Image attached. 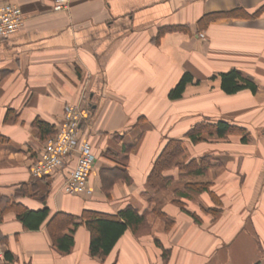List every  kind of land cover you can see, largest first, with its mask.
<instances>
[{"label":"crops","instance_id":"0c3cea01","mask_svg":"<svg viewBox=\"0 0 264 264\" xmlns=\"http://www.w3.org/2000/svg\"><path fill=\"white\" fill-rule=\"evenodd\" d=\"M5 3L21 9L24 23L0 40V199L20 205L0 207V264H264V0H68L59 11L55 0ZM231 70L257 91L223 92L218 75ZM187 72L196 82L171 100ZM70 104L87 112L81 134L96 156L92 196L63 193V173L30 174L45 143L36 122L55 131ZM207 119L248 130L247 141L245 134L184 141L180 163L215 156L206 178L212 193L187 188L177 168L166 173L168 189H152L147 178L166 142ZM157 205L174 221L169 231ZM128 206L149 211L151 233L127 230L106 259L90 255L84 224L69 228L70 253L53 246L56 214L117 215ZM26 208L50 214L26 228L18 218ZM212 208L216 216L205 212Z\"/></svg>","mask_w":264,"mask_h":264},{"label":"trees","instance_id":"16d2710c","mask_svg":"<svg viewBox=\"0 0 264 264\" xmlns=\"http://www.w3.org/2000/svg\"><path fill=\"white\" fill-rule=\"evenodd\" d=\"M208 18L211 20L214 16H210ZM165 31H167V29H161L159 31V35L162 36ZM171 31H178V28L172 29ZM218 76L221 80L222 91L228 95H234L246 89H249L254 93L257 91V86L251 80L245 78L237 70L224 72ZM195 82L196 81L192 74L189 72L185 73L178 84L170 91L169 98L171 100L182 98L187 85ZM199 82L200 81H197V83ZM35 125L39 129V134L45 141L54 136L56 133V130L54 131V127L47 123L37 121ZM204 134L216 136L219 139L226 138L231 134H245L246 138H244V141L248 140V130L246 128L233 125L228 121H212L209 119L199 121L185 133L183 138L170 139L166 142L148 175V185L154 190L168 189L173 183V178L167 176L166 173L174 168L185 172L189 178L207 176L210 168L213 167L215 165V161H217L213 156L206 155L198 159L193 158L187 163H180V158L185 155V149L183 147L184 141L188 140L193 145H199L205 141V138L203 137ZM0 140L3 139L0 138ZM72 164L73 163H70L65 170L59 169L54 171V173H63L67 178L74 168V166L71 167ZM47 177L48 176H45L39 179H45ZM212 186L213 183L209 180L203 182L190 181L186 185L187 188L193 191L200 193L208 192L210 194L212 193ZM176 203L182 212L192 218L196 223H201L202 220L198 214L188 210L180 200ZM6 206H8L9 209H18L20 207L18 204L10 206V200L8 199H0V207H3V210L7 211L9 209L6 208ZM152 209L154 214L164 221L166 230L169 231L173 227L174 221L169 219V217L161 211L159 205L153 207ZM205 212L216 216L219 210L212 208L205 210ZM49 214L50 212L47 208L37 212L26 208L22 209V211L18 213V218L24 227L37 228L39 227L38 223L44 222L48 218ZM148 214L149 211L140 213L131 206L124 208L117 215L85 211L79 219L65 213H58L50 220L48 232L53 246L61 253L68 254L72 251L75 245L73 237L74 230L70 231L69 228L73 226L74 229H76L79 225L84 224L91 234L90 255L93 258L104 260L110 255L117 242L127 230H132L136 235H139L140 232L144 234L151 233V227L147 224ZM3 219L4 214L2 213L0 214V223ZM164 256L167 257V254ZM256 264L261 263L258 262Z\"/></svg>","mask_w":264,"mask_h":264},{"label":"built area","instance_id":"2783aa9c","mask_svg":"<svg viewBox=\"0 0 264 264\" xmlns=\"http://www.w3.org/2000/svg\"><path fill=\"white\" fill-rule=\"evenodd\" d=\"M55 1V9L58 11L66 8L68 4V0ZM23 23L22 11L18 6L8 3L0 5V40L18 32ZM200 37L205 38V35L200 34ZM86 117L87 112L83 105L70 104L65 107L55 135L45 141L40 158L31 167L32 178L49 176L56 170H65L73 163V170L63 182V193L93 195L89 181L96 164V156L90 142L81 134V124ZM4 258L5 250L0 241V262Z\"/></svg>","mask_w":264,"mask_h":264},{"label":"rangeland","instance_id":"374dc122","mask_svg":"<svg viewBox=\"0 0 264 264\" xmlns=\"http://www.w3.org/2000/svg\"><path fill=\"white\" fill-rule=\"evenodd\" d=\"M184 157V156H183ZM214 158H215V156H213ZM182 158V157H181ZM181 158H180V160H181ZM216 159V158H215ZM208 175H209V173H208ZM208 175L207 176H205V177H193V178H189L188 176L186 177V179H184L185 181H187V183L188 182H203V181H207L208 179H206L207 177H208ZM187 185V184H186Z\"/></svg>","mask_w":264,"mask_h":264}]
</instances>
